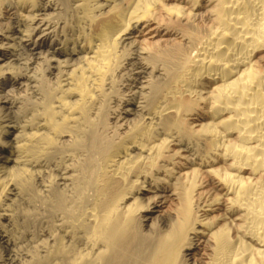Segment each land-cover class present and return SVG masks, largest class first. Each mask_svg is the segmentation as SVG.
Returning <instances> with one entry per match:
<instances>
[{"label": "bare ground", "instance_id": "obj_1", "mask_svg": "<svg viewBox=\"0 0 264 264\" xmlns=\"http://www.w3.org/2000/svg\"><path fill=\"white\" fill-rule=\"evenodd\" d=\"M0 264H264V0H0Z\"/></svg>", "mask_w": 264, "mask_h": 264}, {"label": "rangeland", "instance_id": "obj_2", "mask_svg": "<svg viewBox=\"0 0 264 264\" xmlns=\"http://www.w3.org/2000/svg\"><path fill=\"white\" fill-rule=\"evenodd\" d=\"M0 256H5L6 257V253L2 249H0Z\"/></svg>", "mask_w": 264, "mask_h": 264}]
</instances>
